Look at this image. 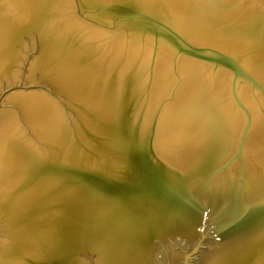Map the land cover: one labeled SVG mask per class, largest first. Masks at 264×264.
<instances>
[{
  "label": "water",
  "instance_id": "95a60500",
  "mask_svg": "<svg viewBox=\"0 0 264 264\" xmlns=\"http://www.w3.org/2000/svg\"><path fill=\"white\" fill-rule=\"evenodd\" d=\"M0 264H264V0H0Z\"/></svg>",
  "mask_w": 264,
  "mask_h": 264
},
{
  "label": "snow or ice",
  "instance_id": "6c2138e0",
  "mask_svg": "<svg viewBox=\"0 0 264 264\" xmlns=\"http://www.w3.org/2000/svg\"><path fill=\"white\" fill-rule=\"evenodd\" d=\"M244 211V209H241V212H243Z\"/></svg>",
  "mask_w": 264,
  "mask_h": 264
}]
</instances>
